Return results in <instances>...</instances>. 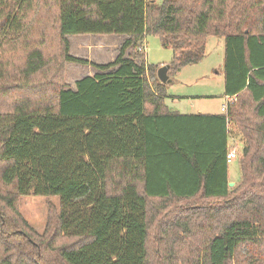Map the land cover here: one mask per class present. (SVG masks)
Returning <instances> with one entry per match:
<instances>
[{
	"label": "trees",
	"instance_id": "16d2710c",
	"mask_svg": "<svg viewBox=\"0 0 264 264\" xmlns=\"http://www.w3.org/2000/svg\"><path fill=\"white\" fill-rule=\"evenodd\" d=\"M48 2L54 51L26 36L35 0H0V96L35 92L0 111V264H264V0ZM88 34L125 38L95 63L69 54L68 36ZM148 34L171 50V79L203 58L208 36L223 38L224 112L168 110L160 66L141 51ZM66 62L96 72L71 89ZM27 195L59 200L43 233L18 211ZM153 199L206 203L175 212L150 248Z\"/></svg>",
	"mask_w": 264,
	"mask_h": 264
},
{
	"label": "rangeland",
	"instance_id": "374dc122",
	"mask_svg": "<svg viewBox=\"0 0 264 264\" xmlns=\"http://www.w3.org/2000/svg\"><path fill=\"white\" fill-rule=\"evenodd\" d=\"M53 11L54 8L48 0L43 5L39 0H35L34 8L24 18L26 36L34 42L45 39V42L48 43V51H54L56 41V24L52 17ZM119 37L91 34L68 36L69 54L95 63L112 61L121 44H116L121 39ZM109 40L112 41L109 42ZM0 42H3V38H0ZM141 51H144L145 61L151 66L169 65L172 59L171 50L164 48L158 36L155 35L148 34L144 37ZM19 57L20 54L16 53L11 62L15 63ZM223 57V38L208 36L203 58L198 63L181 67L173 76L172 82L166 84L165 103L169 110L195 112L202 105L204 107L201 110L219 111V108L226 102L223 95ZM91 68L89 65L66 62L64 64V82L67 87L74 89V80L86 73L88 74V72L90 73ZM8 83L10 82L8 81ZM34 93L33 90L29 91L26 87L18 90L9 89L6 95L0 96V111H9L16 100L33 97ZM172 100H176V102H172ZM241 143L239 136L234 140L230 139L231 148H235L237 155ZM228 166L230 177L239 179L240 170L237 159L230 160ZM204 203L206 201L202 200L178 201L171 199L168 202L156 199L149 200L147 203V221L150 231L149 247L152 248L155 245L153 239L157 235L158 228L166 220L172 219L175 212L186 218L188 214L182 212L184 208L192 205L199 206ZM17 208L33 230L43 233L48 225L50 214L58 212L59 200L55 196H20L17 199ZM191 209L194 210L190 213L199 212V208ZM47 255L50 258L54 257L52 253Z\"/></svg>",
	"mask_w": 264,
	"mask_h": 264
},
{
	"label": "crops",
	"instance_id": "0c3cea01",
	"mask_svg": "<svg viewBox=\"0 0 264 264\" xmlns=\"http://www.w3.org/2000/svg\"><path fill=\"white\" fill-rule=\"evenodd\" d=\"M115 36V35H114ZM119 38H121L120 40H119V42H117L116 44L117 45H119L120 43H122V41L124 40V38H125V36H120ZM112 40H109V42H111ZM91 42V41H90ZM105 44H106V42L105 41H103ZM108 42V41H107ZM87 43H89V42H87ZM117 47V46H116ZM73 56V55H72ZM90 70V69H89ZM95 69L94 68H91V71H90V73L88 72V74L86 73L84 76H82V77H85V76H92L94 73H95ZM78 72H79V70H78ZM82 77H79V78H76L75 80H74V82L76 81V80H78V79H80V78H82ZM198 97V96H197ZM166 99V98H165ZM227 100V97H225V101ZM164 102H165V100H164ZM172 102H176V100H172ZM165 105H166V103H165ZM224 105V104H223ZM222 105V106H223ZM167 106V105H166ZM221 106V107H222ZM202 107H204V106H202V105H200L199 106V109L198 110H196L195 112H178V111H172V112H177V113H180V114H195V113H202V114H219V113H221L222 111H221V108H219V111H209V110H201V108ZM167 108H168V110H169V107L167 106ZM169 111H171V110H169ZM227 177H228V181L229 182H233L234 184L235 183H237L238 181H239V179L238 178H231L230 177V174H229V166H228V170H227Z\"/></svg>",
	"mask_w": 264,
	"mask_h": 264
},
{
	"label": "water",
	"instance_id": "95a60500",
	"mask_svg": "<svg viewBox=\"0 0 264 264\" xmlns=\"http://www.w3.org/2000/svg\"><path fill=\"white\" fill-rule=\"evenodd\" d=\"M169 69V65H161L160 67L157 68L156 70V77L159 80L160 83L162 84H169L172 82V79L168 77L167 71ZM233 182H229L228 185L231 187L233 186Z\"/></svg>",
	"mask_w": 264,
	"mask_h": 264
},
{
	"label": "built area",
	"instance_id": "2783aa9c",
	"mask_svg": "<svg viewBox=\"0 0 264 264\" xmlns=\"http://www.w3.org/2000/svg\"><path fill=\"white\" fill-rule=\"evenodd\" d=\"M229 100H230V98L227 97L226 102ZM226 102H225V104H226ZM225 104L221 107L222 112L225 111ZM236 157H237V152H236L235 148H232L231 150H229L227 155H226V159L228 162H230V160H232V159H235Z\"/></svg>",
	"mask_w": 264,
	"mask_h": 264
}]
</instances>
